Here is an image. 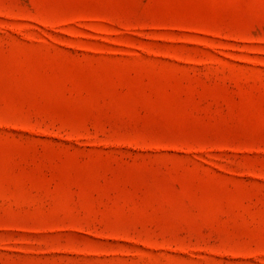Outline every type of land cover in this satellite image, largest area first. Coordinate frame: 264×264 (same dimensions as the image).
Listing matches in <instances>:
<instances>
[{
	"label": "rangeland",
	"instance_id": "374dc122",
	"mask_svg": "<svg viewBox=\"0 0 264 264\" xmlns=\"http://www.w3.org/2000/svg\"><path fill=\"white\" fill-rule=\"evenodd\" d=\"M0 264H264V0H0Z\"/></svg>",
	"mask_w": 264,
	"mask_h": 264
}]
</instances>
